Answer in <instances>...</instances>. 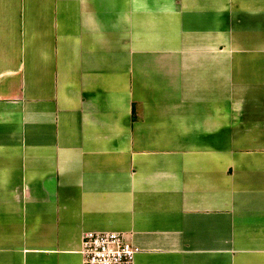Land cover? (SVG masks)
Returning a JSON list of instances; mask_svg holds the SVG:
<instances>
[{
	"label": "crops",
	"instance_id": "0c3cea01",
	"mask_svg": "<svg viewBox=\"0 0 264 264\" xmlns=\"http://www.w3.org/2000/svg\"><path fill=\"white\" fill-rule=\"evenodd\" d=\"M264 264V0H0V264Z\"/></svg>",
	"mask_w": 264,
	"mask_h": 264
},
{
	"label": "built area",
	"instance_id": "2783aa9c",
	"mask_svg": "<svg viewBox=\"0 0 264 264\" xmlns=\"http://www.w3.org/2000/svg\"><path fill=\"white\" fill-rule=\"evenodd\" d=\"M138 251L123 234L86 232L81 239V264H134Z\"/></svg>",
	"mask_w": 264,
	"mask_h": 264
}]
</instances>
